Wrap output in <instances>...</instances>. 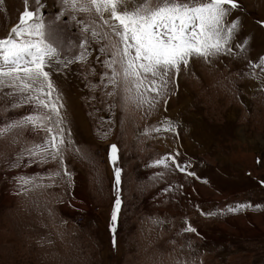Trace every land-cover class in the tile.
Returning a JSON list of instances; mask_svg holds the SVG:
<instances>
[{"label": "rangeland", "instance_id": "obj_1", "mask_svg": "<svg viewBox=\"0 0 264 264\" xmlns=\"http://www.w3.org/2000/svg\"><path fill=\"white\" fill-rule=\"evenodd\" d=\"M42 2L51 21L59 2ZM28 3L35 8V0ZM237 3L232 55L191 59L154 110L125 108L119 89L107 95L113 89L101 83L109 70L96 42L87 62L54 74L71 133L64 160L72 179L49 178L59 161L27 163L25 156L11 167L45 132L25 126L0 136V264H264V90L244 75L264 74L249 67L264 57V0ZM24 10L25 0H0V39ZM62 20L63 36L78 40L75 22ZM28 111L0 92V127ZM165 119L174 130L154 131ZM161 157H169L167 168L155 164ZM115 167L122 203L113 222ZM22 175L40 179L20 188ZM238 205L249 207L229 211Z\"/></svg>", "mask_w": 264, "mask_h": 264}, {"label": "snow or ice", "instance_id": "obj_2", "mask_svg": "<svg viewBox=\"0 0 264 264\" xmlns=\"http://www.w3.org/2000/svg\"><path fill=\"white\" fill-rule=\"evenodd\" d=\"M59 10L51 21L46 19L42 0H35L30 10L25 0V10L19 22L7 37L0 39V92L12 108L26 105L25 115L10 120L0 127V136L13 129L30 127L46 135L28 147H22L11 167H20L24 157L27 163L47 164L59 161L60 171L51 176H65L71 182L72 174L64 160V149L72 144L71 133L65 135L66 114L62 92L54 74H59L69 65L85 63L92 55L93 42L101 44L98 52L105 55L106 71L101 83L113 91L122 92L123 106L132 104L137 108L154 110L160 100L169 93V83L174 82L181 68H187L191 59L211 62L224 55H232L233 40L239 31L240 22L231 18L239 5L237 0H58ZM94 16L96 19L83 20L79 16ZM75 22L80 34L78 40L63 36L64 23ZM97 19L100 24H97ZM264 23V22H261ZM104 28L106 30L101 31ZM116 42L111 43V37ZM102 41H109L102 44ZM247 39L236 44L243 49ZM112 51L109 54L108 48ZM99 60V57H97ZM251 69L259 68L264 73V57L258 62L249 61ZM259 81L264 90V74L255 71L245 73ZM95 87V85L93 86ZM164 103L167 100L164 99ZM174 130L171 120L165 119L154 131ZM106 136L107 133H101ZM78 151V149H77ZM117 146L111 145L109 160L117 159ZM174 159V158H173ZM169 157H161L155 164L167 168ZM176 162V161H174ZM178 163V162H176ZM121 168H114L115 206L111 220H117L121 206L119 185ZM36 176L22 175L15 183L24 188L35 184ZM248 205H238L229 211H236ZM216 215V213H207ZM187 232H196L191 226Z\"/></svg>", "mask_w": 264, "mask_h": 264}, {"label": "bare ground", "instance_id": "obj_3", "mask_svg": "<svg viewBox=\"0 0 264 264\" xmlns=\"http://www.w3.org/2000/svg\"><path fill=\"white\" fill-rule=\"evenodd\" d=\"M71 101V100H70ZM75 101V100H74Z\"/></svg>", "mask_w": 264, "mask_h": 264}]
</instances>
